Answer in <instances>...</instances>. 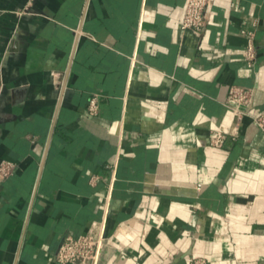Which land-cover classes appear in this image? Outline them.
Instances as JSON below:
<instances>
[{
  "label": "crops",
  "instance_id": "crops-1",
  "mask_svg": "<svg viewBox=\"0 0 264 264\" xmlns=\"http://www.w3.org/2000/svg\"><path fill=\"white\" fill-rule=\"evenodd\" d=\"M185 2L0 0V161L17 163L0 264H61L62 239L94 228L99 264H264V0H210L199 33ZM229 85L252 99L216 146Z\"/></svg>",
  "mask_w": 264,
  "mask_h": 264
},
{
  "label": "built area",
  "instance_id": "built-area-1",
  "mask_svg": "<svg viewBox=\"0 0 264 264\" xmlns=\"http://www.w3.org/2000/svg\"><path fill=\"white\" fill-rule=\"evenodd\" d=\"M33 0H27L31 3ZM210 0H186L183 14L180 19L182 29H192L199 33L206 21V10ZM255 25V22H253ZM245 37V46L242 51L243 59L247 66H252L256 59L255 30L254 28L241 29ZM252 99L251 87L242 85H229L225 95V105L232 112L233 121L227 130L219 128L211 129L210 143L220 146L226 138L236 139L239 136V128L242 119L248 114V106ZM89 111L96 108L95 97L89 100ZM252 122L264 133V112L253 115ZM17 163L13 160L3 159L0 161V179L8 177L16 168ZM200 188V184H197ZM106 245V237L102 228H94L89 231L72 236H65L56 253L55 259L64 264H99L102 252Z\"/></svg>",
  "mask_w": 264,
  "mask_h": 264
}]
</instances>
